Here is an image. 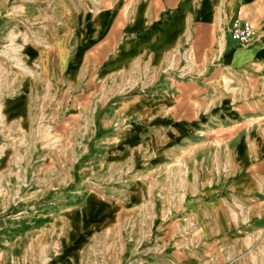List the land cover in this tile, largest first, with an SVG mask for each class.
Masks as SVG:
<instances>
[{
  "label": "rangeland",
  "instance_id": "obj_1",
  "mask_svg": "<svg viewBox=\"0 0 264 264\" xmlns=\"http://www.w3.org/2000/svg\"><path fill=\"white\" fill-rule=\"evenodd\" d=\"M108 5L0 0V264H264V185L222 189L238 127L219 107L262 109L264 90L211 78L187 46L164 67L57 47ZM161 90L190 128L168 146L140 113Z\"/></svg>",
  "mask_w": 264,
  "mask_h": 264
},
{
  "label": "crops",
  "instance_id": "obj_2",
  "mask_svg": "<svg viewBox=\"0 0 264 264\" xmlns=\"http://www.w3.org/2000/svg\"><path fill=\"white\" fill-rule=\"evenodd\" d=\"M97 1L109 5L98 11L79 13L76 21L66 27L65 38L56 42L57 47L61 49L68 40L77 51H117L108 67L125 58L131 61L144 58L150 66L164 67L169 54L187 46L198 60L194 65L203 60L211 78L223 76L235 83L252 82L253 90H264V0ZM235 22H247L252 27L249 43L239 45L230 39L229 30ZM168 94L161 90L140 110L144 117L156 116L150 122L162 132L159 142L163 146L173 145L180 132L190 129L174 120L173 105L166 106ZM172 94L174 100L177 95ZM225 106L227 124L220 128L227 129L234 121L238 128L227 142L233 148L236 176L224 182L222 189L241 197L264 185V108L254 105L251 113L244 107L233 112L227 104H219V107ZM162 110H171V118L160 116ZM250 114L259 121L239 126L244 116ZM154 139L149 135L147 141L151 143ZM137 140L138 135L134 134V141Z\"/></svg>",
  "mask_w": 264,
  "mask_h": 264
},
{
  "label": "built area",
  "instance_id": "obj_3",
  "mask_svg": "<svg viewBox=\"0 0 264 264\" xmlns=\"http://www.w3.org/2000/svg\"><path fill=\"white\" fill-rule=\"evenodd\" d=\"M229 37L239 45H245L253 37V29L247 22L240 24L235 22L229 30Z\"/></svg>",
  "mask_w": 264,
  "mask_h": 264
}]
</instances>
